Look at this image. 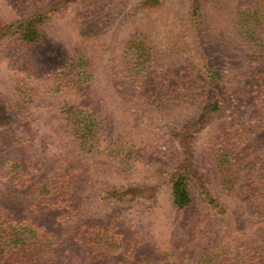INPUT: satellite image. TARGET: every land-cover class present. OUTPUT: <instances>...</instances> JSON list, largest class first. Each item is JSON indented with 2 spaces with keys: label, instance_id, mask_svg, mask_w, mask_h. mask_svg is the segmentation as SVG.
Segmentation results:
<instances>
[{
  "label": "rangeland",
  "instance_id": "rangeland-1",
  "mask_svg": "<svg viewBox=\"0 0 264 264\" xmlns=\"http://www.w3.org/2000/svg\"><path fill=\"white\" fill-rule=\"evenodd\" d=\"M41 14L43 42L17 45V22ZM206 58L221 80L200 73ZM263 96L264 0H0V215L55 236L56 264H118L122 245L96 259L68 233L107 225L135 259L262 264ZM74 108L101 123L91 150ZM185 167L179 211L168 182ZM52 177L67 204L38 194Z\"/></svg>",
  "mask_w": 264,
  "mask_h": 264
},
{
  "label": "trees",
  "instance_id": "trees-1",
  "mask_svg": "<svg viewBox=\"0 0 264 264\" xmlns=\"http://www.w3.org/2000/svg\"><path fill=\"white\" fill-rule=\"evenodd\" d=\"M48 20V16L41 14L17 22L18 25L14 32L16 44L24 47H32L41 44L44 39L43 28ZM204 66L206 69L200 73L204 75L208 84L213 79L221 80L220 73L215 70L214 64L209 63L207 58L205 59ZM205 96L204 98L207 99L208 94ZM218 98L219 97H215L217 101L211 105L209 109L210 113H215L222 109V100ZM75 111L76 114L73 111H71V113L65 112V121L70 128L71 134L75 137L76 141L81 144L80 146L82 148L88 146L91 150L93 145L97 144L96 138L101 130V123L96 117L86 115L84 112H80L77 115V110L75 109ZM261 117L264 119V107L261 108ZM226 152L230 153L229 151ZM229 155H231V153ZM13 168L17 169L15 175L18 177L20 175V166L16 164ZM13 168L10 171H14ZM35 188L39 195H42L47 201H51L53 205L66 203L69 186L64 185L61 178H46L37 183ZM168 190L172 204L176 209L183 211L191 206L193 203L192 183L188 168L185 167L178 170L177 173L170 178ZM252 190L254 192L251 195L252 200L250 205L254 208L253 212L264 215V187L254 186ZM5 219L6 218L0 215V264H9L10 262H17L18 264H56V253L58 251L56 247L58 240H56L55 236L50 234L48 230H44L43 232L39 231L28 223V221L16 223L15 221H8ZM61 221L64 224V220L61 219ZM68 233L71 235V239L76 243L92 246L91 251L93 253L95 252L96 259L103 254L115 252L122 245L123 253L119 256L121 259L118 264H159L157 261L133 258L135 253L133 248L135 247L132 245L131 241L128 242L127 245L124 244L123 241L120 240V233H117V235L112 233L111 225H107L98 230L94 229L92 232L88 228H85V226H74L68 229ZM254 255L253 253L247 256V260L243 259L240 264H261L258 258H253ZM93 258L94 257H92V259ZM229 264L238 263L233 262ZM262 264H264V261Z\"/></svg>",
  "mask_w": 264,
  "mask_h": 264
}]
</instances>
